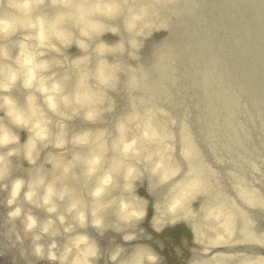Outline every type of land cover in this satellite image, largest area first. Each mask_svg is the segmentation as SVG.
Masks as SVG:
<instances>
[{
  "label": "bare ground",
  "instance_id": "6f19581e",
  "mask_svg": "<svg viewBox=\"0 0 264 264\" xmlns=\"http://www.w3.org/2000/svg\"><path fill=\"white\" fill-rule=\"evenodd\" d=\"M203 1L128 0L127 8L132 11L126 8L123 17L111 22L118 29V36L107 33L96 37L88 41L86 51L75 46L61 48L58 53L48 51L44 59L52 64V69L45 75L54 74L71 95L79 78L72 67L73 60L87 57L81 71L94 73L100 61L103 67L111 65V73L118 71L113 89H99L94 79L87 81L88 87L99 92L98 98L104 99L101 106L104 114L97 122L83 121L82 114L64 121L66 125L91 129L93 138L101 137L98 144H106L108 149L104 168L113 162L111 144L116 139V125L125 117L138 116L128 125L129 138L139 137L144 130L155 137L150 145L141 141L140 147L150 157L146 167L159 163L158 177L167 180L161 183L158 178H149L148 184L145 178L155 204L133 199L146 216L135 229L137 240L128 244L126 250L131 251L137 245L148 246L161 257L160 263L164 254L188 249L184 251L185 262L177 259L174 264H264V225H260L264 217V80L257 77L258 73L264 77V0H245L234 7L246 9L240 18L247 25L242 35L247 37L249 45H243L240 50L249 60H244L241 67L237 62H222L230 56V49L215 53L214 58L198 59L194 49L186 52L188 42L182 41V36L179 41L175 38L183 32L191 34L200 29L196 24L203 17L206 19V13L198 8ZM141 10L146 14L128 32L125 21L139 15ZM133 39L138 51L131 49ZM117 43L124 45L123 54L99 56L96 52L101 44L112 47ZM110 51L118 52L120 46ZM129 52H135L137 58ZM184 52L186 58H182ZM232 60L239 59L236 56ZM176 61L183 66H175L179 64ZM123 62L131 63L126 66ZM177 69L183 70L188 78L189 84L185 86L190 87L191 94L176 91L170 95L169 102L163 86L165 79L178 80L179 87L184 85V75L176 72ZM244 75L250 76L239 79ZM133 76L138 82L135 89L129 86ZM225 81L232 85H224ZM113 93H117V101L123 106L114 119L105 121ZM23 139L21 133L22 142ZM91 147L95 149L98 145ZM74 151L87 154L88 149L69 145L64 158L69 159ZM49 171L50 168L45 173ZM68 183L78 194L85 191L80 180L69 179ZM173 200L179 201L173 217L177 222L156 233L151 223L161 226V218L167 223L166 206ZM179 225L191 241L188 245L167 240L169 232L164 235L169 228ZM140 227L147 230L141 232ZM146 233H150L149 237Z\"/></svg>",
  "mask_w": 264,
  "mask_h": 264
},
{
  "label": "clouds",
  "instance_id": "9594fccd",
  "mask_svg": "<svg viewBox=\"0 0 264 264\" xmlns=\"http://www.w3.org/2000/svg\"><path fill=\"white\" fill-rule=\"evenodd\" d=\"M127 4L128 0H0V192L6 193L7 222L19 223L31 255L46 264H98L104 254L90 231L101 238L113 232L125 243L137 240L135 229L146 212L130 197L145 178L148 184L149 178H158L161 183L167 180L158 177L159 163L146 167L150 157L140 147L141 141L152 144L154 135L144 130L139 137L129 138L128 125L138 119L136 114L117 123L116 139L111 144L114 159L107 168L103 165L108 149L106 144H98L101 137L93 138L89 132L67 136L65 120L82 114L83 121L95 123L104 114V99L98 98L99 92L88 87L87 81L94 79L99 89H113L118 71L111 73V65L103 67L101 61L94 73L81 71L87 57L73 60L79 78L71 95L54 74L45 75L52 69L44 59L48 51L58 53L73 46L86 51L88 41L96 37L107 33L118 36L111 22L125 15ZM145 14L141 10L126 20V30L131 32L134 22ZM133 40L131 49L138 51ZM118 45L120 51H110ZM96 52L99 56L123 54L125 47L122 43L112 47L101 44ZM129 55L137 58L135 52ZM129 86L138 87L134 76ZM111 110L110 106L107 111ZM69 145L87 148V154L74 151L65 159ZM43 153L49 173L38 163ZM69 179L80 180L85 191L78 194L69 186ZM178 206L176 200L166 206L167 223L163 218L161 226L151 223L156 233L177 222L173 217ZM160 261L148 246L137 245L128 251L117 245L107 253L105 264Z\"/></svg>",
  "mask_w": 264,
  "mask_h": 264
},
{
  "label": "rangeland",
  "instance_id": "374dc122",
  "mask_svg": "<svg viewBox=\"0 0 264 264\" xmlns=\"http://www.w3.org/2000/svg\"><path fill=\"white\" fill-rule=\"evenodd\" d=\"M244 3L245 0H204L198 6L199 10L203 11L204 14L206 13V19L203 17V20L196 24V25H200V29L192 31L191 34L187 32H183L181 34H178L175 38L178 41L183 39L182 41L185 40L186 42H188V45L185 47L186 52H189L191 49H194L197 52L198 59L199 57H201V59L214 58L213 55L215 53H218L221 50L224 53L230 49L231 52L230 56L224 58L222 62H227V61H231L232 63L237 62L239 64V67L243 66L245 64L244 60L248 62L249 58L247 57L246 59V55L242 53L240 47H242L243 45H249V40L247 39V37L242 35L243 29L247 25H244V23L241 21L240 15L244 14L246 12V9L241 8L237 10V8L235 9L234 7H237L239 4L242 5ZM190 38L195 41H187ZM235 52H239V55H237ZM236 56L237 59L239 60H232V59H236ZM182 58H186L185 52ZM123 63L124 64L126 63L125 65L127 66L131 62H123ZM176 63L179 64H176L175 66H183L181 62L176 61ZM215 69L221 71L223 68H215ZM182 71L183 70L177 69L176 72L184 75L183 86L179 87L178 86L179 81L178 80L174 81V79L172 80L165 79V82L163 83V86L169 95L168 96L169 102L172 101L170 95H174L176 91L177 93L182 92L184 95L191 94L190 87L185 86V83L189 84L188 78L186 77L185 73ZM239 74L243 75L241 70H239ZM239 74L236 78L239 77ZM249 76L250 75H244V78H239V79L244 80L246 77ZM257 77L260 79V81L264 80L262 74L258 73ZM262 77L263 79H261ZM223 84L227 86H231L232 82L228 83V81H225ZM116 92H118V89L116 90ZM117 98H118L117 93H113L110 95V99H109L110 102L107 105V109L111 106L112 110L107 111L106 109L107 113H106L105 121L114 119V115L117 114V112L122 108L123 105L117 101ZM53 119L55 120L56 118L53 117ZM73 126L71 124H67L66 132L68 133L67 134L68 137L69 135L73 136L75 134H80V132L83 133L92 132L91 129H82V127L80 128L75 125ZM53 131H56V129L53 128ZM47 151L54 152L55 150L48 149ZM45 157H46V153H43L41 156V160L38 163L43 164L44 171H48L49 165L44 163ZM26 167L27 165H23V168ZM23 168H21L20 170L21 172L23 171ZM17 174H19V172ZM148 186L149 185H145V179L143 180V182L138 183L136 186V192L130 197V199L135 198L141 200L144 203L151 202V204L148 205L153 206L155 203L153 202V200H151L150 197L151 189ZM5 199H6V193L0 192V264H46V262L37 261L31 255L30 243L27 240H23L22 231L19 223L12 225L7 222L6 213L8 209L4 207ZM193 209L194 208H192V210ZM37 215H41V214L38 213ZM261 221L262 223L260 225L262 226L264 225V217H262ZM146 230L144 227H140L141 232H144ZM149 234L150 233L148 234L146 233V236L149 237L148 236ZM89 235L97 240V242L100 245L101 251L104 254V259L99 261L98 264H105V260L107 259V253L113 247L120 245L125 249H127V247L129 246L128 244H133L132 242L125 243L124 241H122L121 235L115 234L113 232H107L103 238L97 237L95 233L91 231L89 232ZM175 236L176 237L174 240H176L175 242H178L180 246L183 244L187 245L186 241L181 236L176 234ZM44 243L45 244L48 243L47 239H45ZM58 243L62 244L63 241H58ZM187 250L188 249L186 250L184 249L182 251L180 250L173 251L169 255L164 254V257H162V262L160 264H167L169 260H174L173 262L172 261L169 262V264H173L176 262L177 259H181L182 263H184L185 262V260H183L184 251ZM181 261L179 260L178 263H180Z\"/></svg>",
  "mask_w": 264,
  "mask_h": 264
}]
</instances>
